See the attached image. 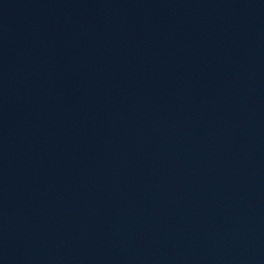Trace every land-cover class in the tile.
I'll return each mask as SVG.
<instances>
[{
    "label": "water",
    "instance_id": "obj_1",
    "mask_svg": "<svg viewBox=\"0 0 264 264\" xmlns=\"http://www.w3.org/2000/svg\"><path fill=\"white\" fill-rule=\"evenodd\" d=\"M0 264H264V0H0Z\"/></svg>",
    "mask_w": 264,
    "mask_h": 264
}]
</instances>
